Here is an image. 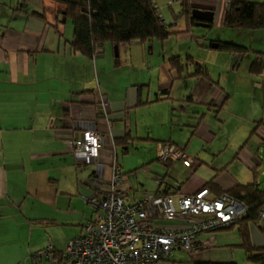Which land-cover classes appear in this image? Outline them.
<instances>
[{"label": "crops", "instance_id": "crops-1", "mask_svg": "<svg viewBox=\"0 0 264 264\" xmlns=\"http://www.w3.org/2000/svg\"><path fill=\"white\" fill-rule=\"evenodd\" d=\"M227 6L228 3L222 0L190 1V8L212 10L213 21L218 25L223 24ZM60 7L53 0H0V264H52L46 253H36L46 252V245L50 242L53 246L50 254L58 256L66 242L81 233L84 222L94 218V210L86 203L85 197L108 188L111 151L120 168V182L115 185V190L129 201L141 197L142 194H137L128 183L129 177L122 171L117 156L118 145L127 149L132 125L139 120L137 110L140 106L159 105L158 109L162 110L159 116L166 121V128L172 130L164 136L166 139L157 141L156 152L162 142L169 141L182 144L179 146L188 153L200 157V164L193 167L163 163L167 170L164 175L170 172L171 177H176L172 179L174 182L162 184L159 191L167 188L168 192H192L211 183L212 194L218 195L237 184L252 182L256 178V168L263 161L261 148L256 155L258 161L245 147L223 157L222 153L214 151L211 154L205 145L195 143L192 136H208L212 131L202 124V117L197 119V116L190 115V108L182 104L179 108L183 114L180 112L179 121H174L172 87L185 78L176 77L168 59L172 55L181 57L185 52L182 44L185 41L192 43L191 31H187L193 24L189 17L185 16L184 20L186 31L179 30L183 28L180 26L172 32L175 36L170 34L163 41L173 46L163 48L160 61L154 63L161 69L157 80L158 95L153 100H143L141 89L135 88L134 84L128 86L130 81L125 82L123 93L119 90L117 94L111 93L107 84L102 87L98 68L106 57L104 45L102 51L97 52L95 48L92 58L73 50L70 45L72 28L59 11ZM151 42L155 44V40ZM230 55L233 68L238 65V59L244 57L237 53ZM185 70V77L194 81V85L192 93L178 98L181 103L188 107L196 98L202 103L215 105L217 111L229 104L231 94L216 85L208 70L210 79L194 75L190 64ZM251 75L264 77V70ZM261 82L254 81L262 86ZM99 94L108 101L107 130L97 102ZM255 118L257 123L250 133L258 124L255 133H259L264 142V115ZM93 124L105 130L106 143L99 163L80 160L68 144L71 138L80 137L82 130ZM181 125L192 129L188 138H184L185 133L179 134L183 131ZM239 164L251 172L247 181L241 178ZM176 165L183 169L182 173H173ZM203 165L205 168L200 171ZM157 188L158 185L154 192ZM155 223L168 227L183 224L179 220L161 219H156ZM240 225L237 223L199 235L198 239L209 240V245L193 256L185 255L186 259L178 260L182 264H193L195 260L249 264L244 250L242 256L236 255L234 250L242 241ZM65 226H74L75 229L72 233L62 234L60 229ZM245 228L252 245H264V218L260 217L257 223L247 222ZM174 262L170 258L166 264Z\"/></svg>", "mask_w": 264, "mask_h": 264}, {"label": "rangeland", "instance_id": "rangeland-1", "mask_svg": "<svg viewBox=\"0 0 264 264\" xmlns=\"http://www.w3.org/2000/svg\"><path fill=\"white\" fill-rule=\"evenodd\" d=\"M12 2H15V0H12ZM154 2L158 14L164 19L172 36H175L172 32L179 29L180 26H183V28L181 27L179 30L183 29L186 31L187 27L184 28L185 16H180L181 8L178 2H173L172 4L170 0H154ZM66 23L72 28L70 19L66 18ZM188 29L187 31H191L192 43L185 41L182 44V49L185 51L181 56L184 66L186 65V55L198 57V62L209 71L216 85L223 87L224 90L229 92L231 98L229 104L220 111L216 110L215 105L202 103L196 98L187 107L178 98L193 92L194 81H190V78L185 77L187 72L184 68L179 79H185L179 80L172 87L171 92V102L175 108L174 121L178 122L180 119L179 114L181 111L179 107L181 104L186 108H190V115L197 116V119L202 117V124L210 129L212 133L208 136H203L202 134L192 136V140L195 143L198 142L205 145V148L211 154L215 151V153H222L224 157L225 155H231L233 151H238L241 147H245L254 153L257 160L260 161L256 155L261 148V159L263 161L256 168V181L263 187L264 142L259 133H250V130L257 123L256 120L254 122L255 117H260L261 114L264 115V77L249 74L248 66L254 59L256 51H264V28L254 30L246 26L218 25L214 20L206 27L194 22ZM153 40H155V44L148 40H134L131 43L121 45L117 50V56L114 55L112 44L110 42L105 43L106 57L102 59L100 69L98 68L102 87L107 84L111 93L117 94L118 90L123 93L125 91L123 87L127 85L125 82L130 81L128 86L134 84L135 88L141 89V98L143 100L147 98L149 100L155 99L158 95L157 80L161 75V69H159V66H155L154 63L160 61L163 48L169 49L173 45L170 42L163 43V41ZM214 42H232L246 47L248 51L244 54V57L238 59V65L233 68L234 62L231 60V53L220 49H212L211 44ZM150 47L151 50H149ZM115 60L118 62L117 64H115ZM260 80L263 81L261 82ZM254 81L261 82L262 86L255 84ZM121 89L122 91H120ZM158 106L152 104L140 106L137 110L139 120H135L132 125L127 149H124L122 145L117 146L118 163L122 171L128 175V183L139 195L144 192L153 193L158 185V176H163L162 184L170 181L174 182V177H176L172 176V178L169 174L170 172L164 175L165 171H167L166 167L157 159L156 145L161 139H166L164 136L172 131L166 128L168 126L166 121L159 116L162 110H159ZM181 127L183 131L176 129L180 133L177 132L181 136L185 133L184 138L186 136L188 138L192 129L184 125H181ZM197 146L201 148V146ZM193 157L196 158L197 156L194 155ZM199 159L200 157L196 158L200 164ZM237 166L239 171H241V178L247 181L251 176L250 170L245 165L239 164ZM203 168H205L204 165L200 167V171ZM174 170L173 173L180 174L183 169L176 165ZM62 228L60 229L62 234L72 233L75 229L74 226ZM234 232L237 233V228L234 229ZM234 250L236 255L242 256L244 254L241 247L235 246ZM185 255L189 256L186 253L176 251L171 254V259L175 260L174 264H182L178 259H186ZM241 262L242 259L240 258L239 263Z\"/></svg>", "mask_w": 264, "mask_h": 264}, {"label": "built area", "instance_id": "built-area-1", "mask_svg": "<svg viewBox=\"0 0 264 264\" xmlns=\"http://www.w3.org/2000/svg\"><path fill=\"white\" fill-rule=\"evenodd\" d=\"M222 1L229 4L236 0ZM173 2L179 3L170 0ZM96 51H102V46H97ZM97 102L107 130L108 101L99 94ZM80 123L83 125L82 120ZM95 124L86 126L80 137L68 142L72 152L84 162L99 163L106 143L105 130ZM110 156L108 188L85 197L94 210V218L84 222L81 233L69 239L58 256L50 254L53 249L50 242L46 252L39 251L36 255L46 253L52 264H166L176 251L193 256L209 245V240H199V235L235 224L247 212V206L234 196L226 192L214 195L206 185L192 192H144L139 199L129 201L115 190L120 182V168L114 152ZM157 159L184 167L198 164L183 146L169 141L159 145ZM157 181L163 182V176H158ZM259 215L264 218V209ZM156 219L179 220L183 224L168 227L155 223Z\"/></svg>", "mask_w": 264, "mask_h": 264}, {"label": "trees", "instance_id": "trees-1", "mask_svg": "<svg viewBox=\"0 0 264 264\" xmlns=\"http://www.w3.org/2000/svg\"><path fill=\"white\" fill-rule=\"evenodd\" d=\"M61 5L59 11L72 24V38L70 45L73 50L79 51L92 58L95 48L110 42L117 46L131 41H164L171 32L163 23L158 14L157 7L152 0H53ZM180 4V16L189 17L192 23L197 22L190 17V1L178 0ZM223 24L231 27L246 26L251 29L264 28V2L254 0L231 1L226 9ZM217 49L229 53L244 55L248 49L232 42H218ZM186 65H192L194 75L210 79L205 66L199 63L191 55H186ZM171 68L176 77H180L184 71V61L179 55H172L169 59ZM118 62L115 60V64ZM264 70V51H256L254 59L250 62L248 71L251 74H260ZM258 125V124H257ZM256 125V126H257ZM256 126L252 133H255ZM125 139V138H124ZM167 166L171 163L165 162ZM158 183V190L162 186ZM211 188V183L204 184ZM162 193H169L167 188ZM247 206L246 214L238 220L241 224L239 233L242 241L239 244L245 252L246 261L249 264H264V245H252L248 241L245 224L249 221L257 223L259 212L264 207V186L261 187L256 178L249 183L237 184L227 191ZM235 223V224H237ZM234 224L228 226L231 227ZM227 227V228H228ZM193 264H238L235 261H205L195 260Z\"/></svg>", "mask_w": 264, "mask_h": 264}, {"label": "water", "instance_id": "water-1", "mask_svg": "<svg viewBox=\"0 0 264 264\" xmlns=\"http://www.w3.org/2000/svg\"><path fill=\"white\" fill-rule=\"evenodd\" d=\"M62 14H64L62 12ZM190 17L197 21L200 26H209L214 18V12L212 10H203L199 8H192L190 10ZM212 48L218 47V42H214L211 44ZM114 55H118L117 46H114Z\"/></svg>", "mask_w": 264, "mask_h": 264}]
</instances>
